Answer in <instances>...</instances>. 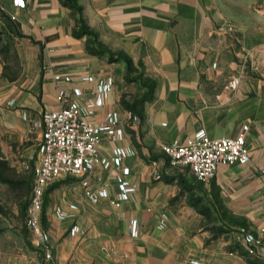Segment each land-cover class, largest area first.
<instances>
[{"label":"crops","instance_id":"obj_1","mask_svg":"<svg viewBox=\"0 0 264 264\" xmlns=\"http://www.w3.org/2000/svg\"><path fill=\"white\" fill-rule=\"evenodd\" d=\"M79 2L81 12L67 0H26L25 6L0 0L3 34L31 48L37 61L34 74L21 84L5 76L0 61L3 142L26 134L28 123L40 114L43 119L44 111L57 105L60 89L81 86L93 102L92 88L110 76L114 88L103 105L95 106L92 118L102 123L107 113L116 112L122 135L106 134L100 153L110 156L119 145L135 150L124 163L130 165L128 177L137 188L116 205L106 194L91 201L83 191L84 174L56 179L73 181L55 191L52 222L45 225L55 241L58 263L191 264L194 256L210 264L227 261L242 231L264 236V0ZM80 17L93 32H82ZM109 50L129 54L154 81L138 121L123 102ZM56 73L61 77L55 78ZM245 123L250 125V161L220 164L210 181L197 178L189 165L173 163L162 148V143L185 139L201 128L212 137L235 136ZM37 157L39 161V151ZM114 166L113 161L98 164L95 173L115 191ZM93 182L101 184L96 176ZM203 193L213 209L224 206L239 217L232 223L240 230L216 231L206 222ZM57 207L66 212L64 217ZM133 218L141 223L139 236L131 235ZM74 224L80 227L75 234Z\"/></svg>","mask_w":264,"mask_h":264},{"label":"built area","instance_id":"obj_2","mask_svg":"<svg viewBox=\"0 0 264 264\" xmlns=\"http://www.w3.org/2000/svg\"><path fill=\"white\" fill-rule=\"evenodd\" d=\"M13 2L18 6L26 5V0ZM60 77V73L55 74V78ZM94 78L92 75L91 79ZM113 88L114 81L110 76L101 78L99 84L92 88L96 94L93 102L81 86L74 89L62 88L56 95L57 105L43 113L44 127L39 147V161L33 175L32 195L25 219L32 241L42 255L39 264H59L55 241L43 221L45 189L50 182L65 175L84 174L82 185L85 195L91 201L98 202L101 194H106L109 201L115 205L128 199L130 193L137 188L136 183L128 177L131 173L130 165L124 163L125 158L135 150L128 145H119L110 156L102 155L99 150V145L106 134L115 137L122 135L116 112L107 113L102 123L95 122L92 118L96 112L95 106L103 105L108 92ZM131 118L140 120V116L135 113H131ZM249 127V123H245L243 130L235 136L215 137L201 128L185 139L175 138L162 143V148L173 163L189 165L197 178L210 181L220 164H244L250 161L251 151L246 139ZM110 161L115 165L114 177L117 184L115 191L110 182L103 181L102 176L95 173L98 164L106 165ZM28 162L29 160H24L23 163L29 166ZM95 176L96 181L101 183L99 186L93 182ZM60 211L66 215L65 211ZM79 230V225L74 224L72 232L75 234ZM130 231L132 236L141 234L142 228L138 218L132 219ZM239 247L248 254L264 256V236L260 232L244 230L239 238ZM191 264H210V261L194 256L191 258Z\"/></svg>","mask_w":264,"mask_h":264},{"label":"rangeland","instance_id":"obj_3","mask_svg":"<svg viewBox=\"0 0 264 264\" xmlns=\"http://www.w3.org/2000/svg\"><path fill=\"white\" fill-rule=\"evenodd\" d=\"M0 15L4 14L0 11ZM3 30L0 25V61L3 62L5 76L14 80V83L21 84L34 74L37 61L33 60L31 48L20 44L17 38L3 34ZM106 54L110 55V60H116L114 72L120 78L122 97L129 105L133 104L135 110L127 107L131 109L130 112L140 115L142 105L146 102L144 98L151 95L150 83L141 74V68L128 69L120 50ZM38 58L42 59L40 63L43 62V53ZM24 85L31 90L32 85L27 81ZM28 125L30 129L26 124V134L22 137L16 134L9 137L8 144L3 142V136L0 138V264H39L42 260V255L34 245L25 222L26 209L32 195L33 175L38 163L37 152L43 128L42 114ZM24 160H29V166L24 165ZM70 182H73L72 177L65 178V181L54 180L47 186V207L44 216L46 226L49 227L52 222L53 209L50 206L55 200V191L63 189L66 184H71ZM200 198L202 215L216 231L240 230L232 223V220L240 221L239 217L225 211L224 206H220V210L213 209L204 193ZM216 201L219 202L218 198ZM56 212L62 217L65 216L58 207ZM237 243L239 245V240ZM238 245L236 244L237 247L233 249L237 251L236 253H229L230 259L216 264H264V258L261 256L239 252Z\"/></svg>","mask_w":264,"mask_h":264},{"label":"trees","instance_id":"obj_4","mask_svg":"<svg viewBox=\"0 0 264 264\" xmlns=\"http://www.w3.org/2000/svg\"><path fill=\"white\" fill-rule=\"evenodd\" d=\"M67 1L72 5V7L75 10H77L79 12L82 11V5L80 4L79 0H67ZM79 21H80V27H81L82 32H93V30L86 24V22L83 19V17H80ZM110 51H112V50H109V52ZM120 52H121V56L125 59V61L127 63L128 69L139 68V67H137L134 64V62L132 60V57L129 54H127L124 51H120ZM141 71H142L141 74L146 78V80L148 81V83H150V85H151V95L150 96H147L146 98H144L146 100V99L152 97V91L154 90V81L151 79V77H149V76H147L145 74L144 69H141ZM123 102L126 104V106H130L131 108H133L135 110V106L133 104H130L129 105V103L125 99H123ZM141 111H142V109H141ZM242 250L245 251L244 249H242ZM245 252L247 253V251H245Z\"/></svg>","mask_w":264,"mask_h":264}]
</instances>
